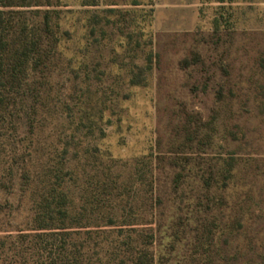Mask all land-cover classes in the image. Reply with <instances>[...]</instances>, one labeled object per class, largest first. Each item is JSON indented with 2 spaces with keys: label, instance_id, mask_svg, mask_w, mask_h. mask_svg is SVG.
I'll use <instances>...</instances> for the list:
<instances>
[{
  "label": "rangeland",
  "instance_id": "374dc122",
  "mask_svg": "<svg viewBox=\"0 0 264 264\" xmlns=\"http://www.w3.org/2000/svg\"><path fill=\"white\" fill-rule=\"evenodd\" d=\"M0 10L15 28L49 16L60 40L45 85L32 83L48 97L42 139L69 151L74 206L96 188L102 243L133 239L153 264H264V0ZM28 132L8 136L22 145ZM31 207L4 184L0 237L27 232Z\"/></svg>",
  "mask_w": 264,
  "mask_h": 264
},
{
  "label": "trees",
  "instance_id": "16d2710c",
  "mask_svg": "<svg viewBox=\"0 0 264 264\" xmlns=\"http://www.w3.org/2000/svg\"><path fill=\"white\" fill-rule=\"evenodd\" d=\"M29 1L0 0V8ZM7 18L0 10V189L4 184H16L22 193H29L32 207L27 232H7L0 237V264H153L151 255L135 247L133 239L119 241L118 235L101 242L109 233H97L95 187L86 190L79 207L69 198V151L47 145L42 139L49 120L44 101L48 97L32 88V83L41 88L45 85L52 52L60 40L50 30L49 16L44 29L15 28ZM40 115L43 118L37 124ZM22 125L29 132L26 140L19 141L24 145H18L8 134ZM113 218L107 223L113 224Z\"/></svg>",
  "mask_w": 264,
  "mask_h": 264
}]
</instances>
